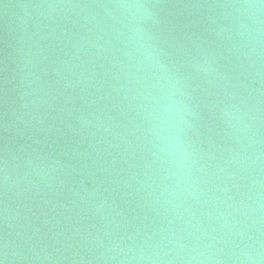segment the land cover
I'll return each instance as SVG.
<instances>
[{
    "label": "water",
    "instance_id": "1",
    "mask_svg": "<svg viewBox=\"0 0 264 264\" xmlns=\"http://www.w3.org/2000/svg\"><path fill=\"white\" fill-rule=\"evenodd\" d=\"M40 2L0 0V259L103 264L110 241L169 219L152 184L143 107L158 77L176 83L184 142L216 164L231 146L230 81L264 109V62L257 76L231 56L225 22L207 7L225 0H140L149 15L136 39L111 7L120 0L27 7ZM141 44L152 53L147 63Z\"/></svg>",
    "mask_w": 264,
    "mask_h": 264
},
{
    "label": "clouds",
    "instance_id": "2",
    "mask_svg": "<svg viewBox=\"0 0 264 264\" xmlns=\"http://www.w3.org/2000/svg\"><path fill=\"white\" fill-rule=\"evenodd\" d=\"M75 6L41 0L27 7L53 11ZM111 7L121 10L136 39V24L149 15L146 6L140 0H120ZM207 7L219 10L225 22L221 32L236 63L255 68L259 76L264 0H225ZM138 55L147 63L152 53L141 44ZM230 89L225 115L231 146L222 162L206 164L184 142L176 83L168 75L158 77V91L144 98L143 107L157 163L152 184L169 219L141 237L110 241L100 257L103 264H264V109L231 81ZM7 179L5 170V183ZM7 261L5 252L0 264Z\"/></svg>",
    "mask_w": 264,
    "mask_h": 264
}]
</instances>
